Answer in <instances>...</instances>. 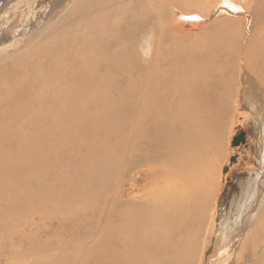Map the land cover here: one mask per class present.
Returning a JSON list of instances; mask_svg holds the SVG:
<instances>
[{"label": "bare ground", "instance_id": "obj_1", "mask_svg": "<svg viewBox=\"0 0 264 264\" xmlns=\"http://www.w3.org/2000/svg\"><path fill=\"white\" fill-rule=\"evenodd\" d=\"M33 1L0 0V240L26 242L4 264H264L252 252L264 217L246 229L254 217L245 200L264 181L247 187L231 223V235L248 240L242 262L216 250L198 257L213 230L221 118L245 58L259 72L242 75L263 98L264 0H54L56 17L39 30L43 14L31 13L29 35L3 36ZM139 169L163 180L121 198ZM44 216L71 234L53 255L24 230ZM80 216L82 226L65 221Z\"/></svg>", "mask_w": 264, "mask_h": 264}, {"label": "rangeland", "instance_id": "obj_2", "mask_svg": "<svg viewBox=\"0 0 264 264\" xmlns=\"http://www.w3.org/2000/svg\"><path fill=\"white\" fill-rule=\"evenodd\" d=\"M35 1L36 0L33 2ZM206 1L207 0H205V2ZM215 1L219 2L220 4V0H213V3ZM233 1L237 2L238 0ZM37 2L38 3L36 7H33L32 4L30 5L29 3L27 6H20L18 9L19 14H16L17 17L14 18V22L12 24L9 23V25L6 27V30L4 29L5 33L2 35L7 36V33H13L18 28H20V30L25 33L24 35H29L28 32L31 29L35 28L36 30H39L41 27L47 24V21L53 20L56 17H51L53 14L52 12L54 11V0H37ZM2 5L3 3L0 4V8ZM61 12L62 10L59 13ZM31 13H34L37 17L40 14H43L42 17H40V19H42L41 22L43 23L40 22L38 27L34 26L29 30H25V25L23 22L30 17ZM183 13L184 15L187 13L200 15L202 12L183 11ZM241 13H243L242 10L240 11V14ZM191 21L192 20L190 18L187 19V22ZM180 27L181 25L179 24L178 28ZM251 27H253L251 23L245 24V30L247 29L246 35L250 33ZM194 31L197 30H193V32ZM179 36H182L181 31ZM245 46L246 44L243 42L241 56L243 55ZM243 57L245 58V55H243ZM249 65L250 67L248 68ZM246 69H248L249 73H252L251 70H256L251 66L250 61L245 58L244 65L238 68L237 86L235 87L234 92H232L231 98L229 100L230 109H226L225 113L223 114L224 117L221 118L223 126L219 128V134L221 136V142H219V144L222 150V157L221 161L219 162L217 172L212 176V183L215 185L213 186L214 193L212 194L213 197L210 198V201L208 202V205H210L208 210L210 218L209 222L213 230L209 235L203 234L199 241V251H201V253L198 255V257L202 256L203 260H207L212 257L213 250H216L218 252V255H216L217 257L219 255L222 257L226 256L229 260H231L237 255L238 261L240 263L242 262L243 257H241L240 253L243 247L247 244L248 240L242 235H231L233 228H236L232 227L231 223L239 216L237 214V209L246 208L244 203L245 200H251L250 205L252 204L253 207L251 209V214L254 217L250 220V222H248L246 229L255 226V224L264 217V191L258 194L253 192L251 198L248 194L246 199L240 202V199L248 186V192H252L254 190H251V185H254V183L257 181L260 183L264 181V108H262L260 105V100L261 103L263 102L264 104V92L262 90H258V93L262 94L263 98L257 100L255 99L256 97L253 96V93L256 90L252 89L249 85L248 74L242 75V71ZM262 86L264 87V82L261 83L259 89H262ZM258 97L260 98L259 94ZM241 131L246 132L247 143H240L235 146L233 145V137ZM232 157H235L234 161H231ZM151 178L152 176H150V173L146 169H139L135 171V173L133 172L129 177L123 180L121 184L123 190L120 197L123 199H128L134 195L138 196L142 193H145L148 189L150 181H162L163 175L158 174L152 179ZM102 205L103 204L100 203L95 207L98 208L99 206V208H102ZM81 217L84 218L83 216H80V218L76 219L75 221L71 219L65 221L68 222L69 225L71 224L70 228H72V225L75 223L76 228L79 225H83L84 219L81 222ZM35 218L38 219V216H35ZM73 218L75 219L76 217ZM39 221L40 222L38 223L37 220V226L33 229V231H29L27 227L24 230L26 234H33V236L36 235L41 240L48 241L49 244H46L44 247L45 252L48 248H50V253L48 252L47 255H53V253L55 254L58 251L55 250L56 248L54 245H57L60 242H67L69 240L71 236V234L68 232L69 228L67 227L66 229L62 228L59 230L58 225L60 223L58 218L51 220V218H46V216H44L41 217ZM0 241L2 242L0 243V264H4L8 260L9 261L7 263H10L11 259L13 258V255L11 257V254H9L10 251H15L18 249L20 251V249L26 245L25 239L20 235L13 236L12 241L9 239ZM218 242H223L220 248H217ZM214 243L216 244L214 245ZM206 244L207 247L211 246V250L209 251L208 255L202 251ZM228 250H234L235 252L231 255H227L225 252ZM252 252L256 258L260 255L259 258L264 260V240L261 242H256L252 247Z\"/></svg>", "mask_w": 264, "mask_h": 264}, {"label": "water", "instance_id": "obj_3", "mask_svg": "<svg viewBox=\"0 0 264 264\" xmlns=\"http://www.w3.org/2000/svg\"><path fill=\"white\" fill-rule=\"evenodd\" d=\"M240 143H247V138H246V132L241 131L237 135L233 137V145L237 146ZM235 157L231 158V161H234ZM226 171V170H225Z\"/></svg>", "mask_w": 264, "mask_h": 264}, {"label": "flooded vegetation", "instance_id": "obj_4", "mask_svg": "<svg viewBox=\"0 0 264 264\" xmlns=\"http://www.w3.org/2000/svg\"><path fill=\"white\" fill-rule=\"evenodd\" d=\"M239 133V132H238Z\"/></svg>", "mask_w": 264, "mask_h": 264}]
</instances>
